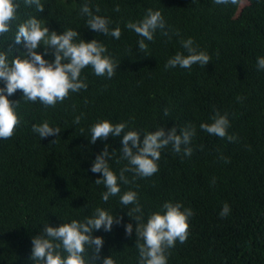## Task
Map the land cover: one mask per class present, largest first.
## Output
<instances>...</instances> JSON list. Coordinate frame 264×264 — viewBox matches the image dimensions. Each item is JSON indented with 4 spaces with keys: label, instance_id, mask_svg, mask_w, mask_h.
<instances>
[{
    "label": "trees",
    "instance_id": "1",
    "mask_svg": "<svg viewBox=\"0 0 264 264\" xmlns=\"http://www.w3.org/2000/svg\"><path fill=\"white\" fill-rule=\"evenodd\" d=\"M41 3L44 11L38 12L19 0L10 31L0 36V48L11 50L9 58L24 50L23 44L15 43L17 25L36 16L50 30L72 28L84 39L102 40L120 65L111 79L86 67L82 77L88 88L70 93L54 108L22 101L21 90L9 97L20 102L19 124L10 138L0 139V264H31L32 237L45 223L58 226L82 219L97 206L123 217L112 231L95 233L105 240L102 255L112 254L118 264H137L135 231L128 237L124 229L135 221L120 209L118 197L101 200L105 188L94 183L101 174L90 171L106 143L110 151L116 149L110 161L115 170L127 163H117L119 137L89 144L88 128L101 119L129 121L142 131L158 126L196 129L190 156L174 153L169 146L162 151L157 173L121 188L138 193L145 218L167 200L192 208L190 235L170 249L168 264H264V70L256 67L257 57L264 55V0L228 5L213 0ZM85 3L94 12L99 7L97 14L110 17L113 27L119 24L120 39L87 28V18L80 15ZM148 8L161 11L169 34L158 30L143 53L138 50L139 37L124 24L142 18ZM189 37L210 55L208 64L166 69L170 56L185 51L181 41ZM217 111L227 113L228 134L234 140L200 129ZM77 115H82L78 125L73 123ZM44 120L62 129L55 143L50 142L56 137L41 139L32 131L33 124ZM126 175L131 180L133 174ZM224 203L231 211L221 217Z\"/></svg>",
    "mask_w": 264,
    "mask_h": 264
},
{
    "label": "clouds",
    "instance_id": "2",
    "mask_svg": "<svg viewBox=\"0 0 264 264\" xmlns=\"http://www.w3.org/2000/svg\"><path fill=\"white\" fill-rule=\"evenodd\" d=\"M24 3L34 5L38 12L44 11L41 0H24ZM213 3L228 5L235 4L236 0H213ZM18 8L19 0H0V36L10 31ZM99 11V7L94 12L89 3L83 4L80 15L87 18V28L97 34L120 39L122 30L119 24L113 27L111 18L97 14ZM116 11H119V5ZM124 27L139 37L138 50L143 53L147 52L148 42L155 39L158 30L163 35L169 34L161 11L152 8H148L142 18L128 20ZM15 43L23 44L24 50L11 58V50L0 48V81L3 82V86H0V139L10 138L19 124L20 102L9 99L17 90L22 91L24 102L38 101L45 108H54L70 93L88 88L86 76L82 77V70L86 67H90L96 76L111 79L120 65L102 40L84 39L79 31L72 28L50 30L49 25L36 16H30L17 25ZM181 44L185 51H177L170 56L165 64L166 69H190L194 64L205 66L210 61V55L200 50L193 38L182 40ZM40 48L43 51H38ZM256 67L257 70H264V55L257 57ZM168 115L169 110L165 108L164 116ZM81 119L82 115H77L73 123L78 125ZM210 120V123L202 122L200 129L229 141L235 139V136L228 134L230 121L227 113L217 111ZM32 131L41 139L56 137L50 142L55 143L62 129L44 120L33 124ZM195 134L194 126L179 129L176 126L170 129L158 126L155 131H142L129 121L113 122L109 119L97 120L88 128L89 144H95L98 139L107 141L109 136L120 138L117 163H127L115 170L110 161L116 156V149L110 151L111 145L106 143L96 154L90 171L101 174L94 181L105 188L101 200L107 203L110 198L118 197L120 209H126L130 221H135V225L132 222L124 224V229L128 237L135 231L137 264H168L170 249L175 247L177 241L184 243L190 235V218L194 212L182 202L167 200L145 218L138 193L132 189L122 191V185L157 173L162 151L169 146L174 153L182 152L184 156H190ZM126 173L133 174L131 180ZM230 211V205L224 203L219 215L226 217ZM122 223L123 217L118 212L114 214L102 206L95 207L90 215L82 219L65 220L58 226L45 223L40 233L32 237L29 260L31 264H118L112 254L102 255L105 240L95 233L100 229L110 232L115 224Z\"/></svg>",
    "mask_w": 264,
    "mask_h": 264
}]
</instances>
